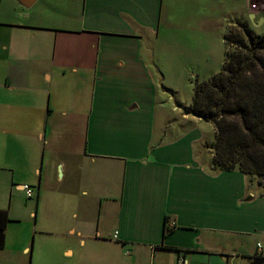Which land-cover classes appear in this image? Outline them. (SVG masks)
<instances>
[{
  "label": "crops",
  "instance_id": "crops-1",
  "mask_svg": "<svg viewBox=\"0 0 264 264\" xmlns=\"http://www.w3.org/2000/svg\"><path fill=\"white\" fill-rule=\"evenodd\" d=\"M162 10L163 0H0V209L11 221L28 207L39 250L55 244L44 264L256 259L264 192L215 168L213 122L189 113L191 100L172 103L168 83L206 46L193 37L179 50L186 34ZM31 249L0 251V264H29Z\"/></svg>",
  "mask_w": 264,
  "mask_h": 264
},
{
  "label": "trees",
  "instance_id": "trees-1",
  "mask_svg": "<svg viewBox=\"0 0 264 264\" xmlns=\"http://www.w3.org/2000/svg\"><path fill=\"white\" fill-rule=\"evenodd\" d=\"M224 39L221 70L196 82L186 110L215 126L213 166L239 169L264 188V32L238 19ZM9 222L8 210L0 209V249Z\"/></svg>",
  "mask_w": 264,
  "mask_h": 264
},
{
  "label": "rangeland",
  "instance_id": "rangeland-1",
  "mask_svg": "<svg viewBox=\"0 0 264 264\" xmlns=\"http://www.w3.org/2000/svg\"><path fill=\"white\" fill-rule=\"evenodd\" d=\"M255 3L257 6L253 10L251 4ZM264 16V0H163V14H168V18L172 21L168 24L171 31L176 34L185 33L183 36L185 42L181 44L186 49L192 44L188 40H193L196 43L203 44L207 47L197 49V58L200 60L198 65H192L188 69L189 74L184 75L180 79H173L168 84L170 95L172 96V103L186 104L190 102L193 95V88L197 81L206 80L209 72H218L222 68V63L226 56L227 45L225 43L224 35L229 31L232 24L237 23L238 19L246 21L248 25L254 28L258 33L264 32V24L258 23V17H255L253 24L248 11ZM263 13V14H262ZM164 16V15H163ZM170 16V17H169ZM172 26V28H171ZM202 36H195L198 34ZM208 52L210 54L208 61ZM205 123V122H204ZM204 129L211 133L209 126L204 124ZM258 180L257 178L255 181ZM264 180V179H262ZM260 191L264 192V188L253 182ZM31 201L30 198H28ZM34 200V199H32ZM16 216L18 219L11 218L7 229L6 247L0 251L8 254H15L16 251L28 244L30 245V252L28 254L29 264L32 263V253L34 247L35 258L33 264L39 263V254L41 255L42 263L45 262V253H48L55 246L54 243H47L44 250H39V245L35 243V235L39 237L36 227L35 216L30 215L28 207L20 202L16 209ZM39 216V223H40ZM264 246V236L260 238Z\"/></svg>",
  "mask_w": 264,
  "mask_h": 264
},
{
  "label": "built area",
  "instance_id": "built-area-1",
  "mask_svg": "<svg viewBox=\"0 0 264 264\" xmlns=\"http://www.w3.org/2000/svg\"><path fill=\"white\" fill-rule=\"evenodd\" d=\"M256 4L252 3L251 4V9L256 8ZM20 189H22L28 198L33 197L35 195V190L32 186L28 184H24L19 186ZM264 256V246L261 242H258L257 244V257H262ZM177 264H188V261L184 257H180L177 261Z\"/></svg>",
  "mask_w": 264,
  "mask_h": 264
},
{
  "label": "water",
  "instance_id": "water-1",
  "mask_svg": "<svg viewBox=\"0 0 264 264\" xmlns=\"http://www.w3.org/2000/svg\"><path fill=\"white\" fill-rule=\"evenodd\" d=\"M23 5L30 6L33 3V0H19ZM251 264H264V259H253Z\"/></svg>",
  "mask_w": 264,
  "mask_h": 264
}]
</instances>
